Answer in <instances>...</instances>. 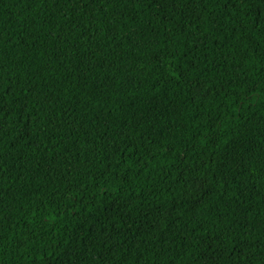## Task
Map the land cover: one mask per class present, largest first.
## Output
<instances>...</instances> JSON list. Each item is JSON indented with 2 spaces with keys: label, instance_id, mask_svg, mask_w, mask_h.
<instances>
[{
  "label": "trees",
  "instance_id": "16d2710c",
  "mask_svg": "<svg viewBox=\"0 0 264 264\" xmlns=\"http://www.w3.org/2000/svg\"><path fill=\"white\" fill-rule=\"evenodd\" d=\"M0 65V264H264V0H0Z\"/></svg>",
  "mask_w": 264,
  "mask_h": 264
},
{
  "label": "snow or ice",
  "instance_id": "6c2138e0",
  "mask_svg": "<svg viewBox=\"0 0 264 264\" xmlns=\"http://www.w3.org/2000/svg\"><path fill=\"white\" fill-rule=\"evenodd\" d=\"M69 2H71V0H69ZM79 2H80L82 9H87L89 4H92V3H99L102 6L104 3L113 4L115 2H120V0H79ZM123 2L133 3L137 5L144 3L145 6L149 8L153 4H157L159 6L168 5V6L174 7L177 3H180L184 7H187L190 3H194L195 0H123ZM213 2H215V0H213ZM221 2L223 6L226 8L229 5L234 6L236 0H221ZM0 67H2V65H0ZM0 93H2V90H0ZM18 247H23V242L18 241Z\"/></svg>",
  "mask_w": 264,
  "mask_h": 264
}]
</instances>
